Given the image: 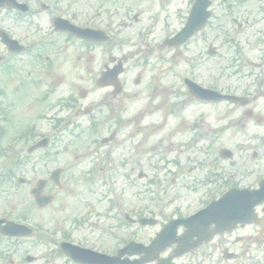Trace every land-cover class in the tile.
I'll return each mask as SVG.
<instances>
[{
	"label": "flooded vegetation",
	"instance_id": "1",
	"mask_svg": "<svg viewBox=\"0 0 264 264\" xmlns=\"http://www.w3.org/2000/svg\"><path fill=\"white\" fill-rule=\"evenodd\" d=\"M190 16L196 30L179 43L175 37ZM72 26L76 35L67 28ZM66 81L81 87L77 96L60 91ZM139 88L153 99L168 94L170 102L160 99L156 108L170 109L172 122L195 132L191 141L215 145L237 138L240 147L233 149V160L220 159L203 182L182 179L177 155L163 158L164 172L169 168L178 175L168 186L175 200L166 206L144 197L146 186L136 201L126 200L121 190L115 204L114 185H81L75 216H64L60 226L59 264H264V202L253 205L258 199L253 192L264 182V0H0V148L19 140L16 112L22 97L37 92L46 102V89L49 95L60 92L63 108L75 118H90L86 124L95 130L126 129L130 109L122 108L123 100L138 102ZM27 112L22 141L34 138L31 106ZM66 124L58 134L79 127L77 120ZM19 188H27L24 200L0 201V227L5 221L31 225L49 209L36 205L35 184L0 185V191L15 193L14 199ZM55 189L45 185L44 195L53 194L55 201ZM228 192L243 208L240 223L210 224L202 236L179 226L166 247L150 249L169 221ZM144 219L151 223L142 225ZM33 224L30 235L0 234V264H46V231ZM70 252L82 257L74 259ZM114 257L120 259L111 262Z\"/></svg>",
	"mask_w": 264,
	"mask_h": 264
},
{
	"label": "rangeland",
	"instance_id": "2",
	"mask_svg": "<svg viewBox=\"0 0 264 264\" xmlns=\"http://www.w3.org/2000/svg\"><path fill=\"white\" fill-rule=\"evenodd\" d=\"M47 83H55V85H57L56 82L46 81V84ZM64 84L66 87H61V92L66 91V88L68 89V84L70 87L72 86L71 81H66ZM147 85L148 81L146 86ZM75 90H77V88ZM139 90L142 91L141 88H139ZM60 96V92H56L50 96L46 95V124L44 122H36V135H40L43 132L46 133V136L49 135V120L53 119L54 114L57 112L56 108ZM147 96L148 95L142 91L139 96L136 97L140 98V100L136 103L130 102L132 99H135V97H131L130 100H123L122 108L124 110H128V108L130 109L129 114L131 115L130 119L132 120V124L130 125L129 129L119 128L120 130L117 131L118 133L114 138V142L106 148L96 149L93 140L97 137L100 138L109 136L110 133L114 131V127H112L113 125H109L108 127H100L98 129V133L93 136L86 133H83L80 136L79 134L74 135L80 137L79 141L70 139V136H73V134L64 133L59 135L58 140L54 141L47 150L48 157H46V164H44L40 158H33L31 161L21 164L23 158L25 157V150L27 146L30 145L21 143H19L15 149L17 154L16 156H18L17 161H11V164H9L6 158L1 160L0 166L2 169L0 175H3L7 169L13 171L14 173V177L10 183L12 186L17 185L18 178H25L27 184H33L37 178H47L49 172L54 168H69V171L65 176L66 181L64 184L65 188L69 192V197H66V195H61L59 197L58 203L49 208L45 214L38 215V218L33 219L44 220L46 224V232H51L58 236L60 226L63 223H66L65 221L62 222L63 219L60 220V218H63L64 216H75L74 207L76 204L74 207L70 205H72L74 202L76 203L74 197L77 195V184H83L84 187L81 189H85L88 185H93L95 189H99L100 185H104L103 182H105L107 185L114 184L113 192H117V189L126 191V200L136 201L138 200V194H142L141 191L144 189V186H146L144 197H149V194L156 190L161 191V187L157 188L156 190L149 189L153 179L160 180L161 184H164V180L166 183H169V179L172 176L166 174L163 171L164 166L162 168L160 167L163 163L162 157H167L169 159L176 155L179 158V163H181L182 166L185 164L187 166L184 168L182 176L183 180L190 181L192 177H199L201 179V175L204 173V168L202 166H193L194 164L192 163L191 159H196V155H198V157L201 159L209 160L214 158L217 144L208 145L206 148L207 144L203 141H200L193 148L187 151L184 150V153L180 155L176 150L178 146L176 143H187L190 137L193 135V132L190 131L180 135L179 137H176L175 133L176 131H179L178 128H176L174 123L170 120H168L167 124L165 125L162 123L164 114L160 112L161 109H155V106L159 102L154 99L153 102H150L147 99ZM167 97L168 95H166L164 101L167 99ZM37 98L38 95H36L34 98H31L30 102L27 103L31 104L32 106H37L32 100ZM147 102H150L151 106L143 110ZM44 109L45 108L40 107L39 111L35 112V114L37 115V113L43 112ZM16 113V124H18L17 127L20 128V126L25 123L23 119L25 116V111L23 109H18ZM58 115L63 117L66 115V112L63 111ZM136 118L137 120L141 121L138 128H136V125L133 124ZM85 120L86 119H82V125L86 122ZM73 131L78 132L79 130H71L72 133ZM219 145L231 147L230 149L235 148L233 141L228 144L222 142ZM178 150H180V148H178ZM105 153H107L110 157L108 160L105 159ZM75 155H77L79 159L76 158ZM14 163H16L18 166L14 165ZM95 164H98V170H100L102 167H104L105 170H103L102 173L97 172L94 175L88 174L89 172L86 173L85 170L88 168H93ZM130 168L131 170H134V172L132 175L127 177L126 173ZM190 168H192V172L188 173ZM169 171L170 170H168V172ZM137 172L146 174L148 176L147 181L138 180L136 176ZM91 181H93V183H91ZM4 186H8V184L4 183ZM24 190L25 189H19V192L16 193L18 198L14 199L13 195L15 193H8L7 190L2 189L0 191V201L5 202L9 200H24L25 195L27 194L24 192ZM161 193L162 192L157 194L160 195ZM64 205H67V209H63ZM193 208L195 207L186 209V211L192 210ZM60 210L65 211L60 213ZM45 224L43 223V225ZM54 238L57 239V237ZM49 241V239H46V254H51V252H48L50 249L55 250L54 244L49 243ZM48 260L49 264H59V260L56 256H54L53 251L52 255L46 256V262Z\"/></svg>",
	"mask_w": 264,
	"mask_h": 264
},
{
	"label": "water",
	"instance_id": "3",
	"mask_svg": "<svg viewBox=\"0 0 264 264\" xmlns=\"http://www.w3.org/2000/svg\"><path fill=\"white\" fill-rule=\"evenodd\" d=\"M57 176H58V173H57V172H56V173H53L52 178H53V179H56ZM36 194H37V192H36Z\"/></svg>",
	"mask_w": 264,
	"mask_h": 264
}]
</instances>
